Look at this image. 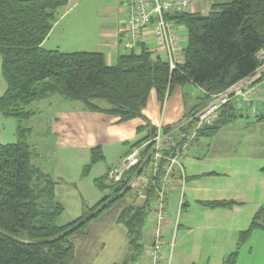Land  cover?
Masks as SVG:
<instances>
[{"label": "crops", "instance_id": "0c3cea01", "mask_svg": "<svg viewBox=\"0 0 264 264\" xmlns=\"http://www.w3.org/2000/svg\"><path fill=\"white\" fill-rule=\"evenodd\" d=\"M198 1L188 14H201ZM55 14L51 30L41 45L43 50L101 54L110 67L126 55L124 0H66ZM168 20L172 22L183 56L188 40L186 27L179 20ZM141 47L148 49L153 61L165 62L163 50L153 40L145 41ZM1 67L0 56V97L7 89ZM248 79L264 85V80L254 74ZM185 87L198 89L204 98V92L193 84L173 88L163 102L152 90L141 115L126 122H119L108 113L111 107L105 102L93 103L97 111H92L85 104L66 100L58 93L45 95L29 105L27 110L32 116L22 127L28 130L32 165L55 183V201L63 208L57 221L59 226L79 220L85 208L92 209L111 196L109 190L99 189L96 182L104 181L108 186V173L131 154L141 151L151 140V132L159 126L174 128L186 112L191 113L201 105L202 98L191 94L197 97L184 110L190 97L184 92ZM44 102L46 108L54 105L59 110L46 125L54 140L49 154L42 152L43 147L40 151L35 149V144L30 142L35 134L33 126H25L40 114L39 108L32 111L31 106ZM253 110L256 117L264 112V101L257 100L250 111ZM250 111L238 113V118L221 126L210 137L199 136L193 142L196 145L180 158L183 176L166 196L167 220L159 264H264V121L251 118ZM17 128L14 119L0 113V145L14 144ZM223 136L222 144L200 142L201 138L213 140ZM94 149H98L101 160L91 164ZM147 200L151 201V207L153 194L150 199H143L131 189L91 220L83 234L70 238L74 248L70 264H149L145 250L152 241L150 208L149 229L144 231L145 223L142 248L137 256L129 247L126 223L121 219L123 213L142 207ZM221 202L231 205L210 206ZM65 216L67 221L60 224Z\"/></svg>", "mask_w": 264, "mask_h": 264}, {"label": "trees", "instance_id": "16d2710c", "mask_svg": "<svg viewBox=\"0 0 264 264\" xmlns=\"http://www.w3.org/2000/svg\"><path fill=\"white\" fill-rule=\"evenodd\" d=\"M212 2V11L206 17L188 13L173 17L186 27L188 40L183 63L171 70L167 63L153 61L145 47L139 54L122 56L113 67L97 53L45 51L41 45L51 30L55 12L66 0H0L1 73L7 87L0 97V113L18 124L16 142L0 145V264H70L74 253L70 238L83 234L91 220L131 190L126 180L108 186L98 181L97 187L109 190L111 196L92 209L85 208L79 220L59 226L63 208L55 201V183L32 165L28 130L22 127L32 116L27 110L30 104L58 93L92 111H97L93 103L105 102L111 107L108 113L126 122L141 115L152 90L163 102L173 88L193 84L204 92V98L191 116L207 104L210 96L263 66L264 0ZM261 78L264 80V71ZM238 113L234 104L225 106L219 120L197 138L212 136L238 118ZM256 118L264 121V112ZM100 160L98 149H94L91 164ZM152 192H148V199ZM150 204L147 200L121 217L126 223L129 247L136 256L142 248L141 232Z\"/></svg>", "mask_w": 264, "mask_h": 264}, {"label": "built area", "instance_id": "2783aa9c", "mask_svg": "<svg viewBox=\"0 0 264 264\" xmlns=\"http://www.w3.org/2000/svg\"><path fill=\"white\" fill-rule=\"evenodd\" d=\"M196 0H124L126 13L123 48L126 54H139L141 45L153 40L165 55V63L172 70L183 63L177 37L173 33L172 22L168 18L191 11ZM263 53L260 58L263 59ZM264 70V64L262 67ZM257 100L264 101V85L253 84L248 78L232 85L223 92L210 96L207 104L174 128L159 126L151 140L141 151L131 154L108 175L109 183H119L122 175L130 167L141 166L149 160L153 178L143 176L132 181L131 189L139 198L147 197L148 189L153 190L150 207L152 218V241L145 250L149 264H159L167 220L166 196L170 187L182 178L180 158L185 149L193 143L199 132L213 126L220 118L222 109L234 104L240 112L250 111ZM249 116L256 118V112ZM142 152V155H140ZM141 158L143 161L141 162ZM128 187V186H127Z\"/></svg>", "mask_w": 264, "mask_h": 264}, {"label": "rangeland", "instance_id": "374dc122", "mask_svg": "<svg viewBox=\"0 0 264 264\" xmlns=\"http://www.w3.org/2000/svg\"><path fill=\"white\" fill-rule=\"evenodd\" d=\"M212 5H213V2L211 0H199L198 6L203 11V12L201 11L200 15L202 17L208 16L209 13L212 11ZM262 67L254 73V76H256L257 78H260L259 80L263 79V78H261L262 72L264 71V70H262ZM257 82H259V81H256L253 84H256ZM260 82H262V81H260ZM184 92L186 94H189V96L191 94L195 95V93H196L198 95L199 99L203 97V94L201 93V91H199L198 89H194L193 87H185ZM194 95H193V97L190 96L189 99L186 100V102H185L186 108L184 109L185 111H187L186 109H188V107L191 105V103L193 101H195L194 97H197V96H194ZM202 100H203V98L201 99V101ZM189 101H190V103H189ZM44 105H46L45 102L44 103H38L36 105L31 106L32 111H35V109L39 108L40 114L36 115V118L31 119L30 121L25 123V126H27V127L33 126V129H34L33 132H35V134L30 138V142L35 144V149L37 151L38 150L40 151L41 148L43 147L44 149L42 150V152L49 154V152L53 149L54 140L51 138L52 136L49 133L50 131L46 125L49 124L53 120V118L56 117L55 113L57 114L59 112V110H58L57 106L53 105L52 108H48V107L46 108ZM186 113L187 114H185V116H183L180 119V121H178V124H175L176 126L184 123L188 119V117L190 116V113H188V112H186ZM207 128H209V127H207ZM207 128H205V129H207ZM205 129L201 130L199 132V134H201ZM200 142H202L203 144H206V145H208V144L213 145L214 143H221L222 144L225 142V140H224V136H223L221 139L216 138L213 140L201 138ZM195 145H196V142L193 143L190 147L186 148L184 151V156L187 155V152ZM140 155H142V152H140ZM142 161H143V158H141V162ZM148 163H149V160H147V162H145L143 164V166H141V163H140L138 166H135V167L133 166V167L128 168L127 171L122 175L121 181L126 180L128 182L127 186L131 187L132 181L134 179L137 180L139 177L143 176L142 174H146L145 177H147L148 179H152L153 175H152V172L150 171ZM150 190H152V189H148L147 192H149ZM152 194H153V192H152ZM67 219H68L67 216L62 217L60 219V224L65 223V221H67ZM149 220H150V217L147 218L144 231L149 229Z\"/></svg>", "mask_w": 264, "mask_h": 264}]
</instances>
